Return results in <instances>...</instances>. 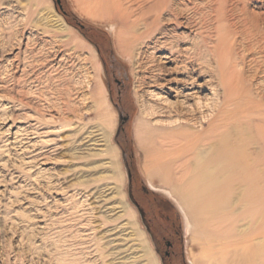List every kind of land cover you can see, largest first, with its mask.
Listing matches in <instances>:
<instances>
[{
  "label": "rangeland",
  "instance_id": "1",
  "mask_svg": "<svg viewBox=\"0 0 264 264\" xmlns=\"http://www.w3.org/2000/svg\"><path fill=\"white\" fill-rule=\"evenodd\" d=\"M91 2L61 0L56 8L54 0H0V264H163L130 198L128 169L133 196L148 217L158 220L155 197L177 213L183 254L177 264H194L193 254L208 264L215 251L207 237L230 238L242 229V237L229 240L242 249L236 257L264 264V0H108L113 12ZM128 5L132 14L125 11ZM172 7L182 11V24ZM144 14L148 23L141 31L151 35L137 33L135 50L118 44L112 24ZM166 34L180 47L199 45L197 84L211 80L201 96L224 92V81L231 100L248 88L261 109L246 132L255 137L253 146L237 153L243 163L228 164L220 180L222 190L235 184L228 185V197L243 185V192L257 198L244 212L226 213L222 225L211 219L201 226L172 188L179 179L155 168L165 158H150L148 144L167 140L155 136L163 121L154 115L165 97L162 81L154 82L164 77L159 68L167 65L171 73L176 66L160 58L169 52L159 48ZM169 72L165 78L176 76ZM220 104L214 98L210 117L222 118ZM226 122L248 120L238 115ZM147 130L154 134L151 141ZM254 215L260 218L256 234L250 230ZM156 225L163 230L160 221ZM257 244L263 248L253 262L244 252Z\"/></svg>",
  "mask_w": 264,
  "mask_h": 264
},
{
  "label": "bare ground",
  "instance_id": "2",
  "mask_svg": "<svg viewBox=\"0 0 264 264\" xmlns=\"http://www.w3.org/2000/svg\"><path fill=\"white\" fill-rule=\"evenodd\" d=\"M91 3H94L95 6H98L105 11H114L113 7H111V4L108 3V0H92ZM133 7L128 5V8H126L125 11L132 14ZM167 7L169 8V4H166L165 8ZM178 8L172 7L170 10H172L171 12L175 17L176 23L182 24L183 22L179 21L182 11ZM246 12L244 18L246 17ZM148 17L149 15L147 14V16L145 15V17H143L144 19H141L140 17L135 20L126 21L124 24L118 23L117 25L120 26L119 32L116 28L117 25L113 23L112 27L116 29V32L114 33L116 42L118 44L126 43L128 47H131L132 50H135V42H137L138 38L137 33H143L142 35L146 34L141 31V26L146 25L145 23H148ZM187 25L189 26L190 23L188 22ZM148 35L150 36L151 32L146 34V36ZM163 37H166L167 40L160 42L161 45L159 48H163V50L168 48L169 52H163L162 57L160 58L167 59L163 63L166 64L172 62L176 63V66L171 69V73L169 72L170 68L166 67L167 65H163L160 68L158 67L160 69V73H163L164 77L159 76L158 78L157 76L156 80L154 81L155 84H158L159 80L162 81L159 85L165 88L162 90L165 94V97L162 98L161 101V110L158 108L159 110L157 112L154 111L156 114L160 113L158 115L154 114L156 118L160 117L162 119L159 120L163 121V126L160 128L161 131L155 136H160L161 138L167 140H163L160 143L155 141L151 144H148V149L151 156L150 158L152 159L153 153H155L159 159L160 157L165 158V160L160 164L157 163L156 165L155 162V168L166 171L170 175L173 174L175 178L177 177L179 179V184L172 188L174 191L181 193V200H184L192 206V210L196 214L198 223L201 226H205V224L209 223L211 219L214 220L213 223L215 222V224L222 225L223 223H226L224 222L226 213L232 215L238 213L239 211L244 212L241 210L245 209V205H247L246 203L251 200L253 201L255 198L254 196L252 197L251 194H248L247 192L245 193V191L243 192V185L241 186L240 183L238 186L240 185L242 187L241 192L236 190L235 193L233 192V194L228 197L230 192L228 195L226 192L227 189H229L228 185L230 183L228 185L227 182L226 184L224 183V186L227 185L228 188L226 186L225 190H222L220 180L224 178V175L227 171L225 167H228V164H235L238 167L237 164H239V162L243 163V161L240 160L241 158L239 159L237 157L239 156L237 153L244 147L249 148L253 146L252 141L255 137H246V132L248 127H250L252 124L255 125L257 120L255 116L260 113L261 109L253 100L252 95L248 92V88L243 91H238L239 99L234 101L233 99L231 100V94L229 95L225 91V84L223 83L224 81L222 82V88L224 89V92H218L215 90L216 92L214 91V93L212 91L211 93L213 95V99L207 94L205 96H201L200 94L206 91V87L211 86V80L208 79L205 80L204 83L197 84L198 77L196 76L197 69L195 64L199 59V45L193 42L190 44V46L180 47V44H177V42L169 41V39L172 37L168 36V34L164 35ZM203 46L206 47L205 42ZM201 51H203L202 47ZM203 57L205 58V56ZM206 59L208 58L206 57ZM210 65V60H206V74H210L209 70H212L209 69ZM166 72H169L170 74H176V76L172 78H165V75H169L165 74ZM180 74L185 76H178ZM172 97L175 98L174 101L170 100ZM214 98H216L218 103H221L218 105L220 109L218 110L221 114L220 116L222 117L221 119L216 118V116L210 117L211 114H213L212 109H214ZM229 105L232 107L228 108ZM199 113H201L200 117H198ZM238 115L247 118V125L236 124L235 122H229L228 125L226 119H233ZM159 120L157 119V121ZM205 124H207V128H204ZM197 125L201 127L200 131L196 130L198 127ZM220 126L223 130H221L222 134L218 133L219 136L217 134L215 135V133H213L214 129L216 130V128L218 129ZM137 133H140L139 128H137ZM151 133L152 132L150 130H147L145 135V138L150 141L152 140V137L154 139V134ZM232 134L235 135V138L232 137L235 140L233 143H229V137L232 136ZM218 163L219 165H224L221 168L224 171L217 170L219 165H217V168H215V164ZM176 164L182 168L180 171L173 170V167ZM252 164L253 166L255 165L254 167L258 165V163ZM235 173L234 176L236 175ZM232 185L231 186L234 188L235 184ZM222 193L226 194L228 197L225 199L226 202H224L222 198ZM256 198L254 200H256ZM220 199L223 200V202ZM259 219L255 215L252 217V226L250 229L252 234L257 233V227L260 222ZM245 231L247 230L242 229L236 235L230 238L221 233L217 235L214 234L213 236L210 234V237H207L205 242L209 243L211 245L209 247L218 255L215 256V253L213 252V255H211V258L208 260V264H247V262H249L247 259L236 257L239 252L240 254H243L242 249L239 251L229 244L231 238L234 239L235 237H242L245 234ZM260 247L261 245L257 244L254 249L244 252V254L248 253L251 258L250 260L255 262L258 253L261 251V248H263ZM229 253H231V255H229ZM261 257L262 255L259 258ZM192 259L194 264H202L194 254L192 255Z\"/></svg>",
  "mask_w": 264,
  "mask_h": 264
},
{
  "label": "flooded vegetation",
  "instance_id": "3",
  "mask_svg": "<svg viewBox=\"0 0 264 264\" xmlns=\"http://www.w3.org/2000/svg\"><path fill=\"white\" fill-rule=\"evenodd\" d=\"M98 49L101 51V46L97 44ZM131 192H132V179H131ZM133 195V193H132ZM153 197V196H152ZM134 198V196H133ZM152 199V198H151ZM157 197L152 199L155 203V208L158 211L157 216L154 218L148 217V212L143 208L139 201L135 198V202L141 208V218L146 223V226L151 233L152 239L154 240L158 251L161 254L163 264H177L178 259L183 255L181 251H178V242L181 240L180 225L178 224V216L174 210H171V206L164 200L162 206L158 205ZM157 203V204H156ZM164 209V212L162 211ZM161 216V218H160ZM160 218V219H159ZM161 222L163 230H159L156 223Z\"/></svg>",
  "mask_w": 264,
  "mask_h": 264
},
{
  "label": "water",
  "instance_id": "4",
  "mask_svg": "<svg viewBox=\"0 0 264 264\" xmlns=\"http://www.w3.org/2000/svg\"><path fill=\"white\" fill-rule=\"evenodd\" d=\"M61 0H54V3H55V6L56 8L58 7V4H60ZM128 177H129V182H130V198L132 200V202L136 205V207L138 208L139 212H141V208L139 207V205L135 202L134 198H133V195H132V192H131V172L130 170L128 169Z\"/></svg>",
  "mask_w": 264,
  "mask_h": 264
}]
</instances>
